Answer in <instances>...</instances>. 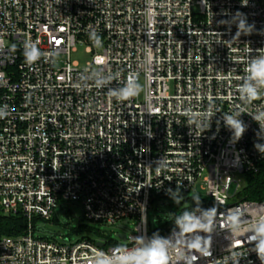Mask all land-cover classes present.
<instances>
[{"label":"built area","instance_id":"1","mask_svg":"<svg viewBox=\"0 0 264 264\" xmlns=\"http://www.w3.org/2000/svg\"><path fill=\"white\" fill-rule=\"evenodd\" d=\"M241 18L254 30L236 37ZM26 44L42 53L34 63ZM80 50L83 66L71 59ZM258 53L264 0H0V211L28 221L0 240V264H136L153 247L164 264H264L250 240L264 201H234L235 175L264 164V119L251 115L264 96L248 103L239 93ZM132 74L143 98L117 100L110 90ZM237 113L240 138L223 122ZM192 191L210 201L187 197L202 209L162 236L150 230L153 203ZM66 203L83 220L134 228L115 245L36 237L60 206L68 216Z\"/></svg>","mask_w":264,"mask_h":264},{"label":"rangeland","instance_id":"2","mask_svg":"<svg viewBox=\"0 0 264 264\" xmlns=\"http://www.w3.org/2000/svg\"><path fill=\"white\" fill-rule=\"evenodd\" d=\"M72 61H78L82 66L89 60V56L84 51L80 50L78 53L73 54L71 57ZM68 60L66 55H60L57 57V61L60 65H64ZM142 86V83L140 84ZM144 91L140 92L141 98H143ZM236 182L240 185V189H243L247 185L245 175H235ZM236 188V185H235ZM235 190V189H234ZM233 190V191H234ZM241 192L238 193L234 201L242 199ZM198 196L206 201H210V197L205 193H197L192 191L188 196L181 199H169L162 200L153 203L147 213V220L150 230L160 229L167 218L173 217L181 213V210L191 205L190 202L185 201V198ZM63 206L68 208V216L63 217L62 206L56 211L55 221L50 222H38V227L41 230L35 232L36 237H49L53 238L58 242H65L70 239L71 242H76L81 239L97 240V233H102L108 236V238L114 242H119L120 234H129L134 228V220L128 221L124 229L119 226H106L100 223H93L87 220H82L83 211L79 205L73 203H66Z\"/></svg>","mask_w":264,"mask_h":264},{"label":"clouds","instance_id":"3","mask_svg":"<svg viewBox=\"0 0 264 264\" xmlns=\"http://www.w3.org/2000/svg\"><path fill=\"white\" fill-rule=\"evenodd\" d=\"M238 16L243 17V14L238 13ZM254 30L253 26H246L245 19L241 18L238 23V29L236 37L241 34H251ZM93 38L96 43L99 44V37L93 33ZM58 54V53H56ZM42 53L35 44H26L25 47V59L28 63H34L40 59ZM246 74L242 77V84L239 87L240 99L244 102L251 103L252 101L261 99L264 96V54H259L255 57H250L248 65L245 69ZM99 86V82H97ZM142 91V86L139 84L138 75L132 74L125 87L118 90H110V94L117 100H128L135 96H138ZM6 107L0 109V118L7 116ZM242 113L236 115L223 116L224 124L233 132L235 138H240L246 131V125L240 119ZM253 119L258 123L264 119V110L258 111L256 115L251 114ZM261 128V127H260ZM261 132L264 133V128H261ZM259 147L258 145H256ZM250 240L257 242L255 244L256 254L258 258L264 262V221L260 222L255 230V234L250 237ZM167 259L166 252H163L159 248H149L145 253L137 257L136 264H164ZM94 264H106L103 260L97 259ZM111 264H117V262H111Z\"/></svg>","mask_w":264,"mask_h":264},{"label":"trees","instance_id":"4","mask_svg":"<svg viewBox=\"0 0 264 264\" xmlns=\"http://www.w3.org/2000/svg\"><path fill=\"white\" fill-rule=\"evenodd\" d=\"M247 185L242 189V200L252 201V202H263L264 201V164L261 167V170L258 174H247L245 175ZM191 203L190 206L185 207L181 210V213L175 215L174 218H167L165 220V224L157 230H160L159 235H164L168 229L182 221L185 217H187L192 211L200 210L202 207H198L195 203L196 199H188L186 200ZM36 222V219L34 220ZM28 227V221L22 213H17L14 215H5L0 211V240L6 237H18L23 235ZM156 230V229H155ZM153 232V231H152ZM155 233V232H154ZM153 233V234H154ZM152 234V235H153ZM97 237L103 236L104 238H108L105 234L97 233ZM111 245H115L116 243L110 240Z\"/></svg>","mask_w":264,"mask_h":264},{"label":"water","instance_id":"5","mask_svg":"<svg viewBox=\"0 0 264 264\" xmlns=\"http://www.w3.org/2000/svg\"><path fill=\"white\" fill-rule=\"evenodd\" d=\"M74 204L77 205V203H74ZM63 217H66V214H65V213H63ZM82 220H83V218H82ZM119 238H120L122 241H125V240H126V235H124V234L119 235ZM100 246H102V245H100Z\"/></svg>","mask_w":264,"mask_h":264}]
</instances>
